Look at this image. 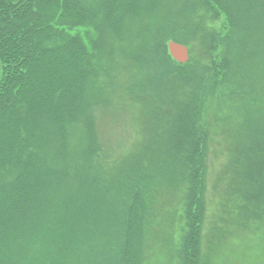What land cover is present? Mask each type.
Wrapping results in <instances>:
<instances>
[{
	"label": "trees",
	"instance_id": "trees-1",
	"mask_svg": "<svg viewBox=\"0 0 264 264\" xmlns=\"http://www.w3.org/2000/svg\"><path fill=\"white\" fill-rule=\"evenodd\" d=\"M88 1L0 0V264H140L160 233L155 226L163 225L153 224L149 215L166 211L174 195L190 201L194 217L181 247L182 264H201L206 214L201 192L211 133L203 114L210 97L219 100L221 86L223 102L226 90L237 96L242 69L261 57L264 0H179L184 5L170 16L174 25L185 26L182 11L204 31L197 41L206 64L196 74L168 46L172 39L192 46L186 40L192 32L170 34L167 66L146 56L148 48L164 51L162 33L150 42L159 0H99L97 7ZM202 13L215 20L223 16L227 31L212 25L210 34ZM132 17L149 23L136 28ZM167 17L155 25L166 26ZM91 26L99 39L116 40L90 47L78 30ZM136 29L142 43L122 41L112 58L115 41ZM219 51L225 55L217 63ZM211 58L214 65L207 64ZM114 63L133 74L120 94L140 107L146 136L110 163L99 151L88 110ZM233 75L236 81L229 79ZM218 76L223 84L213 93L208 85ZM232 119L225 121L231 155L215 176L222 210L211 258L214 240L240 228L248 238L250 230L264 231V132L250 133L249 118L235 116L236 125H230ZM258 244L264 245V237Z\"/></svg>",
	"mask_w": 264,
	"mask_h": 264
},
{
	"label": "rangeland",
	"instance_id": "rangeland-1",
	"mask_svg": "<svg viewBox=\"0 0 264 264\" xmlns=\"http://www.w3.org/2000/svg\"><path fill=\"white\" fill-rule=\"evenodd\" d=\"M89 2L90 4L96 5V7L99 5V0H89L88 3ZM159 3L160 6L157 9L158 20L151 24L154 26L152 27L150 42L157 41V35L162 33L164 51H159V54L148 48V55L146 56H155L160 59L159 63L161 66H167L166 64H169V62L166 58L168 56V52H166V43L171 38L170 34H175L176 31H182L183 33L192 32L186 39L188 42H192V46L187 45L190 49L191 56L188 68H192L194 74H196L199 66L206 62L205 60H200V58L202 59L203 48L200 47L197 41L199 36H203L204 31L201 30V32H198L195 22L189 21L190 18L187 19V16L186 18L182 16L184 13L182 11H180V16L182 17L181 19H184V22H186L185 26L178 27L179 24H177V26L174 25V19L171 21L170 16L175 18V10L181 9L184 5L181 4L179 0H159ZM167 15V19H169L170 22L166 26L155 25L160 22L163 16ZM202 15L206 17V20L205 17H201L202 19L200 18L199 22L205 20L203 24L207 29L214 25L215 28L221 32L227 31L228 24L223 16L215 20L208 14L202 13ZM132 22L134 26L138 28L143 24L147 25L149 20L147 18L142 20L132 17L130 23ZM79 30L78 32L84 34L85 40L90 47L102 48L108 40H116L114 36V38L109 36L105 39H99V36L97 37L92 26L83 27L81 31ZM208 30L210 32V30L213 29ZM260 32L264 33V30L260 29ZM195 34H198V36ZM140 37V30L136 29L134 33L128 34L124 40L115 41L114 49L111 52L112 58L118 55V43L125 41L123 43L134 42V45H139L142 43L141 39H143V37ZM106 39L107 41H105ZM257 44L260 48L257 47V51L261 57L248 60L245 68L242 69V75L239 80L242 83L243 90L241 89L237 96H233L230 94L229 90H226L225 93L227 96L226 100L223 102L224 85L221 86L223 84L221 76L216 77L211 84L208 85V88L212 89L213 93L216 92L214 89L217 86L221 87L218 92L219 100L216 101L214 98L210 97L207 100L205 112L203 114V122L210 125L211 133L207 150L208 168L206 171L205 189L201 192L202 203L204 204L206 213L204 214L205 218H201V222L203 221V223H205L203 259L200 262L201 264H210V261L216 264L219 262L223 264H264V245L258 244V240L261 242V237H264V231L258 229H255L254 232L250 230L252 236L249 238L248 233L240 228L239 230L233 231L232 234L222 241L214 240L216 251L212 254V258L209 256V248L213 242V236L214 234H218L216 231L218 225L216 226V224L219 223L221 225V222L217 219V216L220 215L219 210L221 209V204L218 203L219 198L215 191L217 183L215 176L220 175L224 168V162H226L228 160L227 158L231 155V137L227 136L231 128H226L227 122L225 121L232 116L233 119L229 124L231 125V123L234 122V125H236L235 116L245 121H248L249 118L253 124L250 133L252 132L256 136L264 132V38H258ZM261 48H263V50H261ZM220 52L221 51L216 53L217 56L215 61L217 63L221 62L220 58L225 55H220ZM213 61L214 60L211 58L207 64L214 65ZM116 65L117 64L114 63L109 72L102 75V85L104 86L96 88L97 96L88 110V113L92 115V121L94 123L93 131L96 138L99 140L97 145L99 151L102 155L108 156L110 163L114 162L116 159L119 160L120 157H125L130 149L133 148L135 142L146 136L145 130L143 129L144 121L140 118V107L130 100L121 98L120 94L123 88L132 82L131 78H134L133 74H128L123 69H118ZM175 71L176 69H173V73ZM209 74L212 76V71L209 72ZM1 75L2 72L0 71V80L2 78ZM169 76L171 75L168 74L167 77ZM234 78L236 81L237 77L234 75L229 79L234 80ZM108 88H115L116 91H111ZM91 90L94 92L95 89L92 88ZM239 104L243 111L238 107ZM182 199V195H179V197L174 195L169 201L165 202L167 207L164 206V209H166V211H162L158 215H149L153 224L155 221V223L162 222L163 225L158 224V228L155 226L156 232L158 229L160 233L156 240L151 241V243L149 242L150 247L145 249V253L143 254L144 258L140 264H182L180 258L181 247L184 245V238L187 235V230L189 232L190 229H192V221L194 220L193 212H189L190 210H188V207H192L190 201ZM249 199L250 198L243 199V202L245 203ZM169 211H171L169 217L170 226H166L164 221H166ZM207 215L208 217L206 218Z\"/></svg>",
	"mask_w": 264,
	"mask_h": 264
},
{
	"label": "water",
	"instance_id": "water-1",
	"mask_svg": "<svg viewBox=\"0 0 264 264\" xmlns=\"http://www.w3.org/2000/svg\"><path fill=\"white\" fill-rule=\"evenodd\" d=\"M168 46L170 54L176 61L184 64L190 60V50L186 44L171 40Z\"/></svg>",
	"mask_w": 264,
	"mask_h": 264
}]
</instances>
